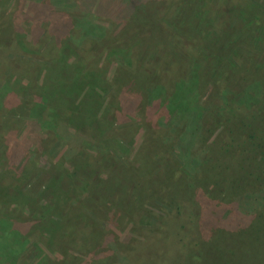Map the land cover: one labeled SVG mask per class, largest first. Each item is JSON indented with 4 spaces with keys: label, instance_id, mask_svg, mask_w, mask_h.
I'll return each instance as SVG.
<instances>
[{
    "label": "rangeland",
    "instance_id": "rangeland-1",
    "mask_svg": "<svg viewBox=\"0 0 264 264\" xmlns=\"http://www.w3.org/2000/svg\"><path fill=\"white\" fill-rule=\"evenodd\" d=\"M112 1V10L97 14L96 18L91 19L92 22L95 21L96 24L107 29L104 31L105 38L116 37L123 29H125V33L128 31V34H125V41L127 40L131 44L146 38L145 32H140L141 37L134 38V31L136 27H139V22L135 17L125 21H123L124 18H120V14L127 6L125 5L126 0ZM143 1L146 4H135L132 11L137 5L136 13L139 15L147 10L149 11L147 13L153 15V18L168 17L172 20L170 29L152 32L151 34H154L155 38L152 37L136 48V52L144 53L143 61L139 62L146 64L149 74L156 73L157 76L160 74L159 78L162 81L171 79L179 85L184 82V75L186 78L194 80L197 73H201L200 65L212 59L213 62H216L215 64L221 62L216 66L218 71L225 65L230 72V78L224 79L225 82L221 83V89L223 88L224 92L219 94L220 98L227 97L229 100L234 97L235 99L237 96L235 94L243 96L247 92L253 97L258 95L254 85H260L262 82L261 86H264V0ZM169 1L175 3L176 7H182L183 13L180 16L178 10L175 12L176 8L173 11L169 9ZM77 3L81 5L80 1ZM154 3L158 8H161L160 14L149 9L156 7ZM94 7V3L87 2L86 9L88 11L86 12L93 13ZM29 8L27 1L24 4L18 0H0L2 15L6 14V16L12 17V15L18 14L21 16L17 23H13L15 28L11 26L12 32L15 34L12 36L14 40L17 34L22 33L23 40L27 42V38L32 40L33 35L38 32L34 25L38 20L34 18L35 12H29ZM45 12L56 16L57 10L47 11L41 8L39 16ZM192 16L195 17L194 20H191ZM175 19H179V21ZM39 20L42 22L41 27L43 28L51 25L50 19L46 20L45 17H41ZM55 20L52 21L55 22ZM176 22L178 25H175ZM13 24H9V27ZM162 30H166L167 33ZM53 32L50 31V34ZM169 33L171 35L175 33V38ZM40 36L44 38L43 34ZM50 37L51 35L47 38ZM44 41L40 44L41 46ZM72 42L75 44V40ZM213 46L218 49H214ZM37 47H23L20 50L19 59L35 66L46 65L47 54ZM216 50L219 56L214 53ZM114 60L104 63L103 68L108 78L116 70ZM11 79L16 80L15 77ZM200 87L187 95V103L198 107L205 106L211 110L212 107L209 104L211 99H208L205 89L207 87ZM176 88L181 89L180 87ZM185 88L187 87H182V89ZM112 90L114 91L113 88ZM140 90L142 89H136L137 92ZM174 90L172 88L173 92L171 93H174ZM142 91V94L148 97L149 89ZM108 95H111V91L104 99L106 105L109 103ZM9 97V94L0 97V112L8 105ZM261 97L263 96L261 95ZM143 101L140 106L141 110L145 107L147 99ZM141 125L134 117H130L126 123L110 125L109 131L102 137L111 139L110 145H107L109 149L93 143V138L85 137L81 142L82 146H80L83 148L79 147V143H74L75 151L72 150L71 155L75 161H66L65 166L68 168L74 167L76 161L79 167L86 163L89 165L88 171H91L89 184L95 197L89 206L93 204L94 208L89 207L86 212V208L83 207L84 202L74 200L71 203L73 210L70 209L67 215L70 218L72 216L73 219L74 215L79 212V215L83 213L84 220H89L90 227L94 224L101 229L99 232L102 235L101 239L93 247L96 251L88 256V254H82L84 252L80 253L73 249L71 247L73 244L70 246L68 243L71 239L69 238L70 234L53 237L54 242L49 245L51 249L47 246L48 241L42 237L43 234L40 237L26 236L32 223L29 217L33 215L27 209H22L21 218L24 220V224H20V227L16 226L14 231H11L10 223L15 222L12 217L17 215L18 211H13L15 214L9 216L12 206L3 205L0 202V222L4 221L3 224H5L4 227L0 224V252L4 251L11 255L8 257V262L6 256L0 255V264H28L29 262L49 264L45 257L52 259L55 263L76 264L75 258L78 256L81 257L80 262L76 261L78 264H89L92 261L98 264L99 261L96 260L103 262L109 258L110 254H114L119 259V264H264V166H261L262 169H257L262 158L259 154L251 151L252 144H249L244 139L245 137L236 138L240 141V149L233 148L232 152L235 158H225L223 161L220 159L226 150L220 149L216 145L217 147L208 151L209 147H212L209 145H213L214 141L220 146L223 145L222 138L224 136L222 137L221 134H218L219 137H212L208 144H197L193 147H188L187 144L179 151H183L185 154L189 153L190 156L199 155L196 157V162H199L200 166L197 169H190L195 166L193 164L191 166L187 161L183 167L178 150H174V154H169L164 148L168 146L167 143H171L176 138L174 135H170V139L168 135L162 137V130L166 132V129L153 127L154 130H152V125H147L150 128V132H147ZM13 129V134L19 139L29 136L30 131L26 129L24 121L13 123ZM58 131L62 132L59 129ZM148 139L151 140L146 146H143V142L145 143ZM184 139L189 143L188 136H184ZM178 143L182 146L180 141ZM57 145L59 154L62 156L68 146L65 144L62 146L60 142ZM119 145L122 147L121 149ZM99 147L104 149L106 154L103 156L107 158L101 166L97 164L100 156ZM153 149L155 154L159 153V156L153 154L147 157L148 150ZM76 151L77 153H75ZM228 153L230 154V152ZM33 160L39 168L46 166V160L42 156H33ZM171 162L176 163L174 169ZM182 169L185 170L182 171ZM194 172L199 173L196 182L187 179L188 173ZM245 173L251 178H247ZM244 184L248 185L247 188L240 186ZM81 185L83 186V184ZM69 186V184L66 185V187ZM252 189H255L254 195L251 194L246 199L240 198L242 193L245 194V191L250 193ZM168 195L173 196V199ZM179 196L182 197L179 200H174V197L178 198ZM232 200L235 201V204ZM43 203L46 204L45 201L39 204ZM45 210L47 212V208ZM28 221L31 222L28 223ZM182 224L181 230L180 225ZM13 232H21L22 238L25 236L28 240L21 242V237L17 238L15 234L12 236ZM168 232L173 235L170 242L163 244L162 241H157L158 238H161L160 235L166 237ZM152 233L153 237H151ZM75 235L80 239L89 237L85 228ZM225 237L240 240L245 245L242 248L233 249L234 251L229 249L214 251L215 249L207 247L209 244L213 247L218 246L220 242L225 241ZM177 240L183 243H179L175 248ZM202 240L208 241L205 246H200ZM3 243L5 245H2ZM232 247L233 245L231 249ZM200 252L201 254H199ZM234 252H237L236 256L231 254ZM213 253L217 255L214 262L211 260ZM96 254L104 258L96 259L93 257ZM227 255L231 258L229 263H227Z\"/></svg>",
    "mask_w": 264,
    "mask_h": 264
},
{
    "label": "trees",
    "instance_id": "trees-1",
    "mask_svg": "<svg viewBox=\"0 0 264 264\" xmlns=\"http://www.w3.org/2000/svg\"><path fill=\"white\" fill-rule=\"evenodd\" d=\"M18 1L24 4L25 1L29 2V12H35L34 18L38 20L34 23L38 32L33 35L32 40L27 38V42L23 40L22 33L17 34L14 40L12 38L15 35L12 32V27L15 28L13 23H17L21 16L14 14L9 17L0 13V97L10 95L9 101H7L8 105L0 112V202L3 205L12 206L9 216L15 214L13 211H18V214L12 217L15 222H9L11 231H14L16 226L20 227V224H24V220L21 218L22 209H27L33 215L29 217L32 223L26 236L40 237L43 234L42 237L48 241L47 246L49 247L54 242L53 237L70 234L69 238L72 240L69 239L68 243L70 246L73 244L71 246L73 249L80 253L84 252L82 254H88V256L96 251L93 247L101 239L102 235L99 234L101 229L94 224V229L93 225L90 227L89 220H84L85 215L83 213L79 215V212L74 215L73 219L72 216L70 218L67 215L70 209L73 210L71 203L74 200L84 202L83 207L86 208V212H88L89 207L94 208L93 204L89 206L95 200L89 184V178H91V171H88L89 165L86 163L79 167L76 161L74 167L68 168L65 164L66 161H75L71 155L72 150H74V143H79V147L82 146L81 142L85 137L87 139L93 138V143L109 149L107 145L111 139L108 137L103 139L102 137L107 134L110 125L126 123L130 117L139 121L142 128L144 126L147 132H150L147 125H152V130L156 127L166 129V132L162 130L164 134L162 137L168 135L170 139V135H174L176 138L171 143H167V147H164L169 154H174V150H182L187 144L188 147L203 143L208 144L212 137H219L218 134H221L222 137L224 136L222 138L223 145L220 146L214 141L213 145H209L212 147H209L208 151L218 146L220 149L226 150L220 161L225 158L234 159L233 148L236 147L237 150L240 147V141L236 138L245 137L244 139L252 144L251 151L259 154L262 158L257 169L264 166L262 165L264 162V86H261L262 82L260 85H254L258 95L253 97L247 92L243 96L235 94L237 95L235 99L231 97L228 100L227 97L220 98L219 95L224 92L222 91L223 88L221 89V83L225 82L224 79L230 75L225 65L218 71L216 66L221 62L215 64L216 62H213L212 59L205 61L200 65L201 73H197L194 80H190L184 75V82L179 85L171 79L162 81L159 78L160 74L159 76L156 73L149 74L146 70V64L139 62L143 61L144 53L136 52L137 46L146 43L152 37L155 38L154 34H151L152 32L170 29L172 22L170 18H153V15L147 13L149 12L147 10L139 15L136 13L137 5L132 11L134 5L146 3L142 0H126L125 5L127 6L122 14L119 13L120 18H124L123 21H125L135 17L139 22V27H136L133 34L135 39L141 37L140 32L146 33V38L131 44L127 40L125 41L128 34V31L125 33V29L120 31L116 37L111 36L106 39L104 31L107 29L91 20L96 18L97 14L108 12L109 9L112 10V0ZM78 1L81 2V5H78ZM87 2L95 4L93 13L86 12L88 11L86 9ZM155 3L156 7L149 9L160 14L161 8H158ZM168 6L172 11L176 8L175 12L178 10L179 16L183 13L182 7H176L175 3L170 2ZM84 7L85 9H83ZM41 8L47 11L56 9V16L46 12L39 16ZM80 14L82 17L79 16ZM41 17H45L46 20L50 19L51 25L46 28L41 27L42 22L39 20ZM191 18V20L195 19L194 16ZM54 19H56L55 22L52 21ZM175 20L179 21V19ZM9 24L13 25L9 27ZM175 25H178V22ZM118 28L120 27L118 26ZM50 31L54 32L50 34ZM162 31L167 33L166 30ZM41 34L44 38L40 36ZM169 34L171 35V33ZM50 35L51 37L48 39L47 37ZM171 36L175 38V33ZM40 38L42 39L40 40ZM72 40H75V44ZM43 41L45 45L42 44L41 46ZM23 47H37L42 50L47 54V64L35 66L20 60V50ZM214 53L218 54L217 50ZM112 60L116 64V70L108 78L103 67L105 62ZM12 77H15L16 80L13 81ZM217 79H221V81ZM167 83L169 87H167ZM200 86L207 87L205 89L208 99H211V103H209L212 107L211 110L205 106L198 107L187 103V95ZM182 87L187 88L182 89ZM172 88L175 89L174 93H171L173 92ZM136 89H149L148 97L142 94V90L137 92ZM110 91L109 103L106 105L104 99L107 98ZM146 99L145 107L141 110L140 106ZM104 104L105 106H103ZM104 107L105 109H103ZM21 121H24L26 129L30 131L29 136L25 139H19L13 134V123ZM58 129L62 132H59ZM65 129L67 130L65 131ZM112 136L114 135L112 134ZM184 136L190 138L187 140L189 143L185 141ZM150 140L143 142V146H146ZM178 141L181 142L182 146ZM59 142L62 146L63 144L68 146L62 156L58 150L57 144ZM119 148L122 147L119 145ZM99 150L100 156L97 164L101 166L107 158L103 156L106 154L104 149L99 147ZM153 154L159 156V153H154V149L148 150V155L146 153L147 157ZM36 155L42 156L46 160L45 167H38V164L33 160V156ZM178 155L183 167L187 161L190 165L195 166V168L190 169H197L200 166L199 162H196L198 154L190 156L189 153L185 154L183 151H179ZM151 157L153 158V156ZM175 162L177 163V161ZM171 163L174 169L176 163ZM177 168L179 167L177 166ZM184 170L182 169V171ZM197 174L199 173H188L187 179L196 182ZM247 175L245 173L247 178H251ZM237 182L239 183V181ZM67 184L70 186L66 187ZM240 186L247 188L248 185ZM70 191L74 194H71ZM254 191L255 189H252L250 193L245 191V194L242 193L240 198L246 199L251 194L254 195ZM168 197L173 199V196L168 195ZM180 197L182 196L174 197V200H179ZM44 201L46 204H39ZM232 201L235 204V201ZM5 221L8 223L7 220ZM3 222L1 221L0 224L4 227ZM84 228L89 237L77 238L75 234L80 233ZM182 228L183 224L180 225L181 230ZM153 233L151 237H153ZM168 233L166 237L159 234L161 238H158L157 241H162L163 244L170 242L173 235ZM12 234V236L17 235V238L21 237V242L28 240L25 236L22 238L21 232H13ZM22 234L24 233L22 232ZM224 240L216 247L210 244L207 247L215 249L214 251L219 249L234 251L233 249L242 248L245 245L244 242L232 237H225ZM207 242L202 240L200 246H205ZM179 243L183 242L175 241V248ZM232 245L234 248L231 249ZM197 246L199 247V244ZM231 254L236 256L237 252ZM0 255L6 256L7 262L8 257L11 256L4 251H1ZM228 255L227 263L231 261ZM108 256L107 260L104 259V263L100 260L96 261H99L98 264H119V259L114 254ZM93 257L97 259L100 256L96 254ZM216 257L217 255L213 253L211 260L214 262ZM100 258L104 257L101 256ZM75 259L80 262L81 257L78 256ZM45 260L49 264H60L46 257ZM76 261L75 263L78 264ZM28 264H32V262ZM89 264L97 263L92 261Z\"/></svg>",
    "mask_w": 264,
    "mask_h": 264
}]
</instances>
